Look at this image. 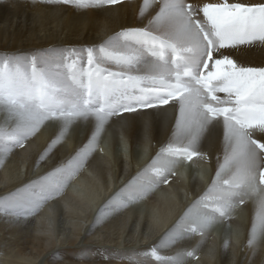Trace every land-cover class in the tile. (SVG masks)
Listing matches in <instances>:
<instances>
[{
    "label": "snow or ice",
    "instance_id": "1",
    "mask_svg": "<svg viewBox=\"0 0 264 264\" xmlns=\"http://www.w3.org/2000/svg\"><path fill=\"white\" fill-rule=\"evenodd\" d=\"M46 2L87 10L120 0ZM139 11L146 24L123 28L99 45L49 47L31 55L0 52V143L22 146L45 122L64 129L73 121L95 122L92 140L67 164L9 192L0 201V213L13 220L38 214L41 204L59 191L60 182L87 162L110 117L159 111L171 101L177 109L173 135L179 146L162 147L157 159L113 197L138 194L144 183H167L172 161L192 160L201 137L213 127L220 129L222 157L216 158V178L165 235L194 233L209 223L202 215L209 205H218L223 217L259 189L260 211L248 240L255 255L258 236L264 238V188L259 187L264 185V61L250 66L242 57L247 49L264 46V2L143 0ZM56 144L52 140L48 150L54 151ZM108 206L115 207L106 203L98 211ZM150 254L157 264H179L162 259L155 248Z\"/></svg>",
    "mask_w": 264,
    "mask_h": 264
},
{
    "label": "bare ground",
    "instance_id": "2",
    "mask_svg": "<svg viewBox=\"0 0 264 264\" xmlns=\"http://www.w3.org/2000/svg\"><path fill=\"white\" fill-rule=\"evenodd\" d=\"M142 6L143 0H120L116 5L78 10L63 3L49 4L46 0H0V52L31 55L33 50L49 47L99 45L123 28L146 24L147 19L141 17L139 11ZM242 58L251 61L250 66H259L264 61V46L247 49ZM170 115L152 110L124 116L123 121L116 123L110 117L103 131L111 136L100 144L98 136L103 131L96 136L87 162L70 178L60 182L59 191L41 204L38 214L13 220L0 213V264H157L150 254L154 248L162 259H177L179 264H196L198 261L199 264H264V238L262 243L258 236L253 255L247 237L243 243L238 241L240 236L237 235L241 230L245 232L248 220L247 232L252 228L260 211L258 196L246 198L243 208L239 209L246 219L234 221L229 216L222 217L227 218L231 226L224 236L226 240L218 239L222 232L211 233L204 225L194 233L165 235L211 184L203 190L204 183L193 179L185 184L177 176L167 183H152L153 191L146 190L150 184H142L136 195L148 202L144 203L146 207L165 212L164 216L161 213L162 225L155 218L148 220L138 212L131 213L134 206L119 197L124 193L113 197L117 187L120 189L130 177L157 159H152V155L155 156L162 147L166 148L169 143L179 146L173 135L176 115ZM0 121H3L2 113ZM2 126L4 124L0 122ZM71 126L73 131L86 133V136L82 138L83 134H80L72 142L63 131L52 136L48 134L49 130L40 128L41 131L22 146L0 143V162L4 163L7 158L6 173L8 175L11 171L13 174L6 179L0 173V201L19 186L38 180L54 166L67 164L69 158L92 140L94 121H73ZM116 128L118 131L115 132L113 129ZM118 137L124 144L118 141ZM54 139L57 144L54 151H50L48 145ZM118 143L129 146V153L128 149L120 152L114 161L107 148L111 145L121 151ZM221 147L222 130L213 127L200 139L198 149L203 157L193 160L196 164H203L206 171L213 169L210 183L216 178V158L222 157ZM145 155L149 156L148 159ZM1 167L3 165L0 170ZM184 174L186 171L182 169L181 175ZM161 184L167 190L160 192L158 197L155 190ZM106 203L115 207L98 211ZM217 207L209 205L202 213L210 209L216 211ZM151 214L147 211V215ZM146 227H151L152 232H146ZM127 228L135 233L125 234ZM232 228L241 230L231 233ZM208 239L209 244L205 245ZM209 250L214 256H220L219 261L213 262L205 255ZM189 252L194 254L189 256Z\"/></svg>",
    "mask_w": 264,
    "mask_h": 264
},
{
    "label": "rangeland",
    "instance_id": "3",
    "mask_svg": "<svg viewBox=\"0 0 264 264\" xmlns=\"http://www.w3.org/2000/svg\"><path fill=\"white\" fill-rule=\"evenodd\" d=\"M40 6H43V5H40ZM0 122H3V121H0ZM70 127H71V129H72V126L70 125ZM52 129V131L51 130H49V131H51V132H49L48 131V134H51L52 136L55 134V133H58L59 132V130L62 132V133H66V130L64 129V128H62V129H58V128H51ZM54 132V133H53ZM60 133V132H59ZM67 134V133H66ZM66 134H63V135H66ZM86 134V133H85ZM51 135L50 136H48V140L50 139V137H51ZM68 135V134H67ZM86 136V135H85ZM84 136V137H85ZM99 137L100 136H98V139H99ZM76 138V136L75 137H73V138H70V136L68 137V140H71L72 142H74V139ZM71 144V143H70ZM99 144H100V141H99ZM118 145H119V143H118ZM101 146V145H100ZM100 149H102L103 150V148H102V146H101V148ZM108 150H109V152L111 153L112 152V156H110L111 158L113 157V160L115 161L116 159V157L117 156H119L120 155V150L116 147H114L113 148V146H111V145H109L108 146V148H107ZM106 149V150H107ZM159 152V151H158ZM126 156H128V155H126ZM129 156H131V155H129ZM134 158H135V156H133ZM153 157H156V155L155 156H153L152 155V159H153ZM130 159V158H129ZM151 159V160H152ZM163 159H165V157H162L161 158V160H163ZM3 161V160H2ZM7 158H6V161L4 162V163H2V162H0V166L1 165H3V167H1V170H0V173L2 174V175H4V177L6 178V179H8L9 177H10V175H11V177H13V174H11V171L10 172H8L9 174V176L7 175V173H6V169H7V165H6V163H7ZM177 163V161H176V158L172 161V165H175ZM211 172H213V169H211ZM211 184V183H210ZM153 185V184H152ZM152 185L150 184V185H148V187H147V189H151L150 187H152ZM118 189H119V187H117ZM117 189V190H118ZM116 190V191H117ZM113 192H115V191H113ZM119 197H121L122 198V200H125L126 201V203L127 204H129L130 206H134L133 207V209H135V210H132V212L131 213H140L141 214V216H143V218L145 219V218H147L148 220L149 219H151V218H155L156 220H157V222H158V224H160V225H162L164 222L162 221L164 218H162V214L161 213H163V216L165 215V212H160V211H157V210H155V209H153V208H151V207H149V206H147L146 207V205L144 204V203H148V202H146V201H143V198H141L140 196H137L136 194L134 195V194H132V193H128V192H124V194L123 195H119ZM257 201H259V196H258V200ZM145 205V206H144ZM148 205V204H147ZM142 207V208H141ZM99 208V207H98ZM150 209V210H149ZM147 211H150V212H152V214L151 215H147ZM184 213V212H183ZM182 213V214H183ZM181 214V215H182ZM202 215L210 222V221H213V222H215V223H217V218H215V217H210V216H208L206 213H202ZM181 217V216H180ZM189 218H191V217H189ZM249 221L250 220H248V226H246V229H245V232H242V231H244V230H241V232H240V234H237L238 236H240L239 237V239L240 240H238V241H243V243H244V241H245V238L247 237V239L249 240L250 239V236H251V232H252V228L251 229H249L248 230V232H247V227H249ZM212 224H209V223H207V224H205L204 226H205V229H206V231H207V229H208V227L209 226H211ZM230 225H229V223H225L224 224V226H223V229L222 230H220V232H222L221 233V236H220V238L218 237V239H222V240H226V237H224V236H226L227 235V231L229 230V227ZM220 227V226H219ZM153 228V227H152ZM142 229V228H141ZM233 229V228H232ZM234 230V229H233ZM148 231V233H151L152 232V229H151V227H146V232ZM140 232V229L138 230V233ZM234 232L236 233V231L234 230ZM135 233V230H133V229H131V230H129L128 228L126 229V231H125V234H129V235H131V234H134ZM224 234V235H223ZM247 235V236H246ZM259 238V237H258ZM262 239V238H261ZM262 243H263V239L262 240H260ZM243 243H242V245H241V247L243 246ZM239 247V246H238ZM207 257H209V259L210 260H212L213 262H215V261H219V258H220V256H214L211 252H210V250H209V252L207 253V254H205ZM196 264H199V261L196 263Z\"/></svg>",
    "mask_w": 264,
    "mask_h": 264
}]
</instances>
